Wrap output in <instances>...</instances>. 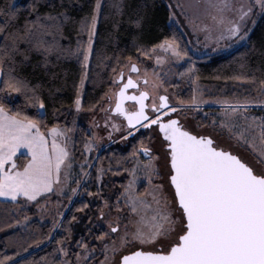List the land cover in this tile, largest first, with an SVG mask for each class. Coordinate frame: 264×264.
<instances>
[{
  "label": "snow or ice",
  "instance_id": "6c2138e0",
  "mask_svg": "<svg viewBox=\"0 0 264 264\" xmlns=\"http://www.w3.org/2000/svg\"><path fill=\"white\" fill-rule=\"evenodd\" d=\"M121 5L122 0H116L113 6L120 12ZM103 6L102 0H95L91 13L77 20L69 12L71 0H23L20 3L16 0H0V77H4V87L0 91L6 96L24 93L28 102L36 107L37 117L40 118L22 116L19 112L10 115L5 105L0 103V197L11 198L12 201L20 197L26 201H36L42 194L57 190L55 186L60 185L62 172L65 182L72 179V163L66 147L70 139L68 132L72 130L53 126L46 130L47 134L41 131V120L47 114L44 101L37 95V87L30 88L27 78L16 73L32 62L33 55L40 57L33 66L46 70L62 61L76 58L81 74L79 84L75 86L74 104L79 112ZM206 7L212 10L209 13L212 20L223 29L217 36L209 31L207 25L204 26L207 33L205 38L216 40L218 48L224 39L233 42L247 39L251 31L249 25L254 26L256 23L252 17L264 16V0H247L246 3L207 0ZM130 23L139 29L143 17L137 16ZM70 25H78L70 30L75 32V46L71 36L65 34ZM82 33H87L86 41L81 38ZM136 39L134 36L133 41ZM134 46L143 55L156 49L171 53L177 59L187 55L174 39H165L147 51L135 43ZM156 63H162V58L157 56ZM125 69L130 73L127 77ZM188 71L194 73V66ZM113 72L112 84L116 89L108 97L107 107L99 109L106 114L104 123L113 131H119L120 126L107 115L115 112L125 118L129 136L138 127L155 126L160 143L157 151L163 153L166 170L163 173L164 183L153 184L154 178H160V168L153 163L159 156H154L153 148L145 146L142 141L135 151L148 157V162L141 167L151 186L150 190L145 189L144 193L136 191V169L133 168V177L121 196L129 206V212L138 217L136 228L131 232L123 231L118 236V243L112 240L109 244H103L105 259L100 264H264V115L256 117L247 111L252 107L264 109V79L257 81L254 75L236 76V80L257 83L256 96L235 103L228 100L214 101L224 106V118L220 126L229 130V138L249 144L262 157L259 165L253 166L214 141L212 135H204L199 131L194 133L181 123V109L199 108L208 101L197 102L193 97L191 105L180 101L177 106H173L168 95L159 94V83L151 82V89H148L150 81L147 71L141 76L140 69L130 57L119 71L114 68ZM131 73H137L136 79ZM141 81L143 88L140 86ZM29 92L31 96H28ZM126 101L132 102L131 109L126 107ZM113 102L115 107H112ZM53 111L55 114L56 110ZM237 118L245 124L233 131L237 128L234 123ZM98 126L93 120L91 127ZM256 130L259 145L253 143L257 136L254 135L252 140L246 138L247 134ZM111 134L108 133L109 138ZM98 139L95 132L88 136L85 150L90 151ZM22 148L28 151L31 158L21 168L15 157ZM80 167L81 179L86 181L90 173L85 170L84 164ZM74 182L80 187V180ZM70 191L75 194L77 188H71ZM84 191L88 196L100 195L99 192ZM148 197H151L150 201ZM119 203L118 197L117 211H121ZM103 205L107 207L108 201L103 200ZM88 207L84 203L79 211ZM149 211L151 215H146ZM58 215L62 216L63 213ZM104 216L105 212L101 208L99 218L103 219ZM119 229V217L109 220L108 232H101L96 239L103 242L105 237L117 234ZM70 235L69 228L67 236L57 241V251L65 256L68 252L63 244ZM76 243L86 256L89 253L94 255V247L89 248L83 237ZM145 246L150 250H144ZM132 247L136 250H131ZM4 260H0V264H4ZM79 260L77 254V264ZM63 264L70 262L63 261Z\"/></svg>",
  "mask_w": 264,
  "mask_h": 264
},
{
  "label": "trees",
  "instance_id": "16d2710c",
  "mask_svg": "<svg viewBox=\"0 0 264 264\" xmlns=\"http://www.w3.org/2000/svg\"><path fill=\"white\" fill-rule=\"evenodd\" d=\"M23 2V1H22ZM70 15L77 20L91 13L95 0H71ZM20 3V2H19ZM116 0H103V8L98 21L97 36L94 42V52L91 57L88 82L82 104V113L85 118L99 107L112 88V79L115 75L113 69L120 70L128 58H146L150 54L143 55L136 51V46L144 51L159 45L165 39L175 40L182 52H186L185 63L173 66L171 72L165 78V85L175 91L177 99L190 103L193 99V83L198 82L208 87L224 89L226 87H238L249 90L252 97L256 96L258 84L250 80H236V76H255L257 81L264 79V16H261L250 32L245 44L239 46L230 53L223 55L203 56L192 58L187 45L181 39V32L177 25L171 22V12L165 0H122L121 11L113 6ZM137 16L143 17L142 26L137 29L130 23ZM114 25H117L114 27ZM78 25H70L65 34L70 35L75 46V32L70 31ZM137 39L133 41V37ZM81 38L86 41L87 33H82ZM40 60L33 55L32 62L18 70L17 75L27 78L29 87H37V95L44 101V111L47 113L41 120V130H47L53 126L70 128L73 122V105L76 98V85L79 84L81 67L76 58L62 61L57 66H50L47 70L33 65ZM119 60V63H117ZM194 66V73L188 70ZM55 73V75H52ZM4 77L0 78V88ZM31 96V92L28 93ZM0 103H3L8 112L22 116L37 117V109L29 103L24 93H10L6 96L0 91ZM55 114H54V111ZM258 117L264 115V110H257ZM199 121L206 125L207 121ZM90 134L86 125L78 124L76 133L72 139V151L76 161H83L86 157L84 144ZM136 143L127 148L102 147L98 155L91 157L95 161L91 170L92 179L88 183L89 192L100 195L88 196L79 194L66 214L62 218L57 229H51L50 223H42L36 216L34 206L23 209L28 216L29 223L25 229L18 225L20 218L15 211L18 201H10L0 198V260L4 264H61L63 253L57 251V241L67 236V230L71 229V235L64 240L63 246L72 258L81 248L77 241L81 237L89 244L99 236L90 221L96 216V205L105 195L106 188L114 187L115 190H123L129 181L130 171ZM102 169V171H100ZM99 172H103V181L108 184L97 186ZM114 180V183L111 181ZM145 183L140 184L139 192H143ZM87 203L88 208L79 211L82 204ZM68 206V205H67ZM75 216V219H73ZM89 217L91 219H89ZM82 220V221H81ZM100 220V219H99ZM89 231V232H88ZM100 233V232H99ZM51 236L50 239L45 237ZM91 246H100L97 241H92Z\"/></svg>",
  "mask_w": 264,
  "mask_h": 264
},
{
  "label": "rangeland",
  "instance_id": "374dc122",
  "mask_svg": "<svg viewBox=\"0 0 264 264\" xmlns=\"http://www.w3.org/2000/svg\"><path fill=\"white\" fill-rule=\"evenodd\" d=\"M23 0H16L17 3L22 2ZM168 7L171 5L170 12L171 17L170 20L172 23L177 25L181 32V39L183 43L187 45L189 52L192 55V58H200L203 56H212V55H223L232 52L239 46L246 43L247 39L245 40H238L233 42L231 39H224L220 41V47H217L216 40L214 39H206V32L204 30V26L207 25L209 31H211L214 35H219L220 31L223 29L220 28L216 21L212 20L211 15L209 13L212 11L206 7L207 0H165ZM238 2H247V0H233V3ZM103 4V0H102ZM180 5L181 7H177ZM174 13V15H172ZM261 15H254L252 19H254L257 23ZM255 23V25H256ZM254 25V26H255ZM251 24L249 27L251 31L253 27ZM98 27V24H97ZM250 31V32H251ZM250 34V33H249ZM97 36V34H96ZM249 36V35H248ZM96 39V38H95ZM95 42V41H94ZM227 45V46H226ZM94 47V46H93ZM159 56L162 58V63H156V57ZM132 61H136L140 64L142 71L140 75L143 76L145 74V70L147 71V79L150 81L148 85V89H151V82L155 81L160 84L159 87V94H167L168 97L175 101L177 104L181 99H177V95L175 91L169 89L165 85V78L171 72L173 66L185 63L186 56H182L181 58L177 59L171 53H167L161 49H156L154 52H150L146 58H135ZM91 63V59H90ZM90 63L88 66V75H89V68ZM126 70V69H125ZM1 78V77H0ZM88 82V77L85 80L83 85L82 94H81V104H83V98L85 94V88ZM144 87V85H143ZM116 89V86L113 84L112 88L108 92L105 100L103 103L97 107L95 110H92L87 118L83 116L82 108L79 112L76 111L75 104L73 105V122L70 126L72 131L68 132V136L70 139L68 140L66 147L70 153V161L72 163L71 167V174L72 179L65 182L63 172L61 173V183L58 186H55L57 190H54L51 193L42 194L41 197H38L36 201H26L25 198L20 197L16 201L19 200V204L15 205V211L20 218V222L17 226L21 229H25L29 223L28 216H23L26 213L23 212V209H28L34 206L36 211V216L42 223H50L51 229H57L60 225V222L66 211L72 204V201L78 197V195L86 193L84 190L86 189L89 192L90 187L88 183L91 181L92 176L91 174L87 178V180L81 179L82 172H81V164L85 165V170L90 173L95 161L92 160L91 157L98 155V152L101 150L102 147H120L125 149L127 147L128 138L127 136V129L125 127V122L121 119V117H116L113 115L112 112H109L107 115L112 117V120L119 125V131H113L109 125L104 123L106 119V114L104 112L99 111L101 107H107L109 100L108 97L112 94V92ZM193 90L194 95L193 97L196 98V101L199 102L200 100L208 101L206 104H201L199 108L194 107H186L181 109V120L184 122L185 126L189 130H193V132L199 131L201 134L212 135V138L219 143L222 147L233 151L235 154L240 155L242 158L245 159L246 162H249L250 165L258 166L260 159L259 153H257L249 144L243 142H237L235 138H229L230 132L227 128H222L220 126V122L223 120V112L224 106L221 104L214 103L215 100H228L231 103H235L237 100H244L246 98L252 97L251 92L249 90H242L238 87H226L224 89H219L217 87H208L199 84L198 82L193 83ZM193 101V99H192ZM192 101L186 105H191ZM185 103V101H183ZM257 110H264L259 107H252L249 108L247 111L250 115L258 117ZM112 113V114H111ZM11 115L12 113L9 112ZM199 116L201 120H206L207 124L204 126L200 125ZM93 120H95L98 127H91ZM215 121L216 123L213 124L212 122ZM83 123L86 125L87 131L92 135L93 132L97 134L99 139L92 145L90 151L85 150L86 157L83 161H76L75 155L72 151V139L73 135L76 133L78 124ZM234 123L237 125V128L233 131L239 130V127L244 126L245 122L241 121L237 118ZM196 125H200L201 127L196 128ZM64 129L65 127H60ZM42 132H46V130H41ZM156 129H147L145 132L147 137V142L149 147L154 149L153 155L158 156L161 160V163L158 160L153 161L157 167L160 168V178H154L152 183L153 184H160L164 183L163 180V173L166 170L165 161L162 151L158 152L157 148L160 147L159 138L156 135ZM111 132V137L109 138L108 133ZM257 136V139L253 141L259 145L258 140V130L253 133L247 134L246 138L248 140H252L253 136ZM124 137V138H122ZM60 142H63L62 140ZM30 155L26 149H21L19 152L16 153V163L18 167H21L30 159ZM148 159H144L143 157L135 154L133 158V162L128 173L129 180L133 177L132 169H136V184L135 189L139 192L140 184L142 182L145 183V189L150 190V185L143 175L144 169L141 167L142 164L147 163ZM162 164V165H160ZM90 165V166H89ZM103 172H99V178L97 179V186L102 188V185L105 186L108 184L107 181H103L102 178ZM74 180H80V187H77V184ZM114 180L111 181L114 183ZM129 183V181H128ZM128 185V184H127ZM77 188V192L73 194L70 189ZM165 189L167 190V185H165ZM144 191L142 193H144ZM124 192L121 190H115L114 187H110L109 189L106 188L105 195L100 198L99 202L96 205V216L94 219L90 221V225L94 228L95 232H98L100 235L101 232H108V221L114 220L117 217L120 218V229L118 230L117 234H110L108 237H105L104 241L101 242L97 239L91 240L89 248L95 249L94 255L89 253L87 256L81 250L78 254L80 256L79 264H100V261H104L105 257L102 254V247L103 244H109L110 241L116 240L118 243V236L123 233V231L127 230L129 232L134 231L136 228V220L138 217L134 214L129 212V206L124 202V197L121 196V193ZM141 193V192H139ZM71 197V200H69ZM119 197L120 203L119 208L121 211H117V198ZM5 200H11V198L0 197ZM103 200L108 201V206L105 207L103 205ZM148 200H151V197H148ZM15 202V201H14ZM68 205V206H67ZM103 208L105 212V216L103 219L99 218V210ZM58 213H63V215H58ZM146 215H151V212H147ZM100 219V220H99ZM82 221V220H81ZM56 224V227H54ZM127 225V228H125ZM89 232V231H88ZM100 232V233H99ZM92 241H97L100 248L98 249L97 246H91ZM131 250H136L135 247H132ZM144 250H150L147 246H145ZM127 254V253H125ZM63 261H69L70 264H77V255L74 258L68 253L67 256L64 254L61 255Z\"/></svg>",
  "mask_w": 264,
  "mask_h": 264
},
{
  "label": "flooded vegetation",
  "instance_id": "af4514ba",
  "mask_svg": "<svg viewBox=\"0 0 264 264\" xmlns=\"http://www.w3.org/2000/svg\"><path fill=\"white\" fill-rule=\"evenodd\" d=\"M133 62H135L136 64H137V66H138V68L140 69V72L142 71V69H141V67H140V64L139 63H137L136 61H133ZM128 74H130L129 73V71H128V69H126L125 70V77H127V75ZM131 75L133 76V79H136V77H137V73H131ZM140 86H141V88H143V81H141L140 82ZM160 95H164V94H160ZM169 101H170V103L173 105V106H177L178 104L175 102V101H173L171 98H170V96H169ZM185 104H188V103H185ZM114 102L112 103V107H114ZM126 107H128L129 109H131V107H132V102H127L126 104ZM112 114V113H111ZM114 115V114H113ZM114 116H116V117H121V119L125 122V120L123 119V117L122 116H120V115H118V114H115ZM181 123L182 124H184V122L181 120ZM125 124H126V122H125ZM200 125L201 126H204V125H202L201 123H200ZM152 128H155V126H153ZM152 128H139L138 127V130H136V131H133V134L131 135V136H129V135H127L126 136V138H128V143H127V147L130 145V144H132V143H136V149H138L139 147H140V145H141V142L143 141V143H144V145L145 146H148L149 147V145H148V142L146 141L147 140V137H146V134H145V132L144 131H146L147 129H152ZM202 128V127H201ZM189 130V129H188ZM191 131V130H190ZM193 131V130H192ZM195 133V132H194ZM204 135H206V134H204ZM215 141V140H214ZM112 147H116V146H112ZM126 147V148H127ZM153 152H154V149H153ZM135 154H137V155H139V156H141V157H143L144 159H148V157H146V156H144L143 154H141V153H139V152H136L135 151ZM134 154V155H135ZM159 156V155H158ZM159 161H160V163H161V160H160V158H159ZM160 165H162V164H160ZM90 174H91V172H90ZM161 174V173H160Z\"/></svg>",
  "mask_w": 264,
  "mask_h": 264
},
{
  "label": "water",
  "instance_id": "95a60500",
  "mask_svg": "<svg viewBox=\"0 0 264 264\" xmlns=\"http://www.w3.org/2000/svg\"><path fill=\"white\" fill-rule=\"evenodd\" d=\"M164 95H167V94H164ZM127 102H130V101H126L125 102V104L127 103ZM114 107H115V105H114ZM113 114H117V113H115V112H112ZM123 119L125 120V118L123 117ZM125 122H126V120H125ZM235 154V153H234Z\"/></svg>",
  "mask_w": 264,
  "mask_h": 264
}]
</instances>
